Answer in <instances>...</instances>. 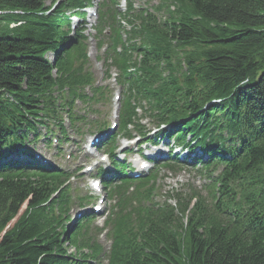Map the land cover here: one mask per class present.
<instances>
[{
	"label": "trees",
	"instance_id": "obj_1",
	"mask_svg": "<svg viewBox=\"0 0 264 264\" xmlns=\"http://www.w3.org/2000/svg\"><path fill=\"white\" fill-rule=\"evenodd\" d=\"M46 1L0 0V264H78L102 251L88 218L64 227L72 204L64 172L3 162L27 132L60 122L64 107L80 133L86 109L109 94L94 86L87 37L79 28L68 35L69 15L83 18L91 0L53 9L56 0ZM152 1L132 13L129 3L126 41L117 0L99 7L104 78L115 68L122 90L118 132L129 135L141 109L156 126L171 124L177 143L189 137L206 148L204 170L220 169L207 195L172 194L174 205L154 201L156 172L133 180L119 169L109 188L119 196L106 221L109 264H264V0Z\"/></svg>",
	"mask_w": 264,
	"mask_h": 264
},
{
	"label": "rangeland",
	"instance_id": "obj_2",
	"mask_svg": "<svg viewBox=\"0 0 264 264\" xmlns=\"http://www.w3.org/2000/svg\"><path fill=\"white\" fill-rule=\"evenodd\" d=\"M133 1V6L134 7H140L142 6L141 2L143 0H132ZM46 4L49 5L51 4L50 0L46 1ZM95 7L97 9L96 4H98V0L94 1ZM120 11L123 12V7L120 6ZM89 19V18H88ZM93 23V18L89 19V27L87 29H85L84 34H91L92 30L90 25ZM96 51L94 52L93 55H91L89 57L91 63H90V71L92 72L94 79L96 81V84L98 85H107L111 91L113 92L114 90H119L118 87L114 84L113 79H109V80H103V78H101V73L104 71L103 66L101 64L100 61H98L96 59ZM48 58H51V56L49 55ZM94 108H97L100 112H99V116L98 119H101V116L104 114L105 117H107L106 119L109 121L110 117L107 115L108 113V109L109 106L108 104L103 107L101 105H95ZM107 115V116H106ZM92 116H89L88 119L91 120ZM93 117L95 118V115H93ZM145 126H147L148 124L146 122H143ZM165 141V139L162 140V142ZM166 142L170 145L172 144V140H166ZM72 148V146H71ZM70 148V149H71ZM153 150V147L151 148ZM51 156V154H50ZM78 158V157H77ZM59 164H62L64 167L66 168H73L75 167V163H68L66 161H64L63 159L59 160ZM169 174V173H168ZM166 173L160 172V175L158 176V184L159 186H163L164 188H171V187H176L179 188L180 186H187L190 185L192 186L194 189L200 190L202 192L203 195L207 194V189H209L208 184L209 179L206 176H203L201 174L198 173V171H196V169L194 168H190L187 167V169H178L176 170V172L174 174L168 175ZM215 174V173H214ZM168 175V177H166L164 179V176ZM82 178H78V180H73L71 183V188H72V192L73 194H84L86 191V186L84 185V182L82 183ZM99 222V220H98ZM97 221L94 223V225L97 226L96 223H98ZM99 224V223H98ZM101 224V222H100ZM100 227V226H99ZM100 243L107 248L108 247V242L107 240H105L104 237L99 238Z\"/></svg>",
	"mask_w": 264,
	"mask_h": 264
}]
</instances>
